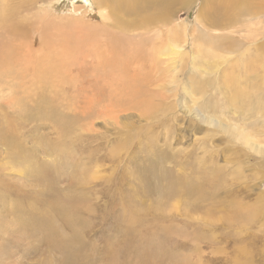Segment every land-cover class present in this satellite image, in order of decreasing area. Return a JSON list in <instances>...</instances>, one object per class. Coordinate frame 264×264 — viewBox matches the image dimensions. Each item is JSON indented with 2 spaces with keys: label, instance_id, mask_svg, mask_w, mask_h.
Returning a JSON list of instances; mask_svg holds the SVG:
<instances>
[{
  "label": "rangeland",
  "instance_id": "rangeland-1",
  "mask_svg": "<svg viewBox=\"0 0 264 264\" xmlns=\"http://www.w3.org/2000/svg\"><path fill=\"white\" fill-rule=\"evenodd\" d=\"M176 2L171 24L151 23L142 34L160 44L176 26L179 36L174 54L166 49L161 57L162 74L153 73L143 91L152 94L114 85L112 75L102 80L96 55H82L70 69L73 56L60 52L77 39H61L48 17L45 50H33L45 52L46 82L34 81L26 94L0 71V264H264V69L239 68L262 51L253 48H264V8L222 31L203 18L207 0ZM3 3L0 40L18 22L38 45L47 11L56 21L75 14L99 26L101 18L113 22L95 0H29L21 9ZM125 33L118 35L130 38ZM211 40L220 47L210 59ZM224 41L232 46L221 49ZM240 77L241 85L231 84ZM239 204L244 217L252 215L246 204L262 211L253 219L225 211ZM43 217L45 227H37Z\"/></svg>",
  "mask_w": 264,
  "mask_h": 264
},
{
  "label": "bare ground",
  "instance_id": "bare-ground-1",
  "mask_svg": "<svg viewBox=\"0 0 264 264\" xmlns=\"http://www.w3.org/2000/svg\"><path fill=\"white\" fill-rule=\"evenodd\" d=\"M8 1L14 2V0H8ZM28 1L29 0H27L26 2L28 3ZM87 1H89V0H87ZM176 1L177 0H95V3L97 4V7H98L97 9H99L102 12V14L105 13V14H103V17L105 18V15H108L107 17H110V21L111 20L113 21L110 24L103 25L102 18H101L100 26H99V24H97V25L94 24L95 22H93V21L86 20V18H84L82 16H74L75 14H68V15L66 14L67 16L66 15L64 17L62 16L59 18V21L58 20L56 21L54 19H50L51 17L53 18V16H56V15L54 13L51 15L47 11L45 13V17H41V19H42L41 24H39L37 26L39 28V30L41 31L40 36H38L39 41H40V43L38 45H35L33 42L35 36H37V35H35L36 33L33 31L31 33L30 31L27 30L26 27L21 26V24H19L18 22H15V24L13 25V27L11 29L12 35L3 38V40H0V71H2V75H6V74L11 73V75H10L11 82L15 81V79L18 80L19 81L18 85L20 86V88L23 89L24 92H27L26 94L30 93L31 88H33L32 85H33L34 81H37L39 83H41V82L45 83L46 82L45 81L46 80L45 79V56H46L45 52L42 55L36 56L37 54L34 55L33 50L36 52L35 49L37 46H38L37 49H39L37 52L40 51V47L42 48V51L45 50V46H46L45 45V43H46L45 37L47 36V32L45 31V29H46L45 19L48 17L47 21L50 20L49 22L53 24V27H56V30L59 32V36L61 39H64L66 37L77 39V40H75L76 46L74 49H72V48L68 49L66 47L65 49H63L62 53L60 52V55L62 57L63 56L66 57V59H68V57L73 56L72 58H74V60L71 62L70 69L74 68L75 64H77V60L82 61V58H81L82 55L83 56L84 55H88V56L96 55V56H98L101 65H102V62L104 63V66H102V67L100 66L97 68V74L102 75V80L109 81V77H111V75H112L111 83H114V85L118 84V86L122 85V86H126V88H127V86L134 87V88L139 87L136 89L139 96L141 94H145V95L146 94H152L150 89H149V91H146V92H143V91L145 89L149 88V86L150 87L152 86V84L155 80L154 78H156L157 74H162V72H161V66H162L161 57L165 53L166 49H170L171 54H174V52H173L174 49L172 46L175 44V42L177 41L179 36L177 33L176 26H174L172 28L170 27L165 31L164 35L166 34L165 35L166 40H165V42H162L160 44H158V42L155 41L154 37H148L147 35L142 36V34L149 32V25L151 23H153V24L150 27H152V26L155 27L157 25L158 26H160V25L167 26V25L171 24L172 20H173V16H174L173 15L174 13H173V11H171V9L175 7L174 4L178 3ZM187 1L188 0H179V3L185 4V2H187ZM254 1H256V0H207L205 12L203 13V18H204L207 26L209 27V30L216 28V29H220V30L224 31V30L230 29V27L233 25L234 21L236 20V18L239 15H247V14L252 15L251 12H258L261 9V7L264 8V0H258V1H260L259 3L258 2L253 3ZM3 2H4L3 3L4 5L8 6V4L6 3V0H3ZM31 2H34V4H35L37 2H40V0H31ZM25 3L15 4L14 6L12 4V5L8 6V8L18 7L21 9V7L25 5ZM49 4H50V2H47L46 9L49 8ZM84 4L83 3L81 4L82 7ZM89 5H91V4H89ZM114 7H118V9H114ZM1 10L3 11V14H7V10H5L3 7H1ZM11 10H8V11H11ZM90 10H93V9H90ZM18 12H19V10H18ZM130 16H131V18L129 19ZM49 22H47L48 23L47 29H48V27L51 26L49 24ZM97 23H99V22H97ZM59 24H63V26L59 27L58 26ZM88 24H90L89 29L87 27ZM33 28L35 29L36 27H33ZM112 28L114 30L118 31V32H116L117 34H110L111 33L110 30ZM75 29H77V30L75 31ZM134 29H142V31L139 32V36L131 33V32H133ZM120 31L121 32L123 31L124 33L126 32L130 38H128V39L122 38L120 35H118L120 33ZM66 32L69 33L70 36H67ZM258 32H261V31H258ZM135 33H136V31H135ZM50 34L53 35V33H50ZM55 36L59 37L57 34ZM253 36L256 37L257 36L256 33L250 34V37H253ZM27 38H29V39L32 38V46H31L32 48H30L28 46L31 43H29L27 45ZM146 38L150 39L151 41H148ZM98 40L100 42H98ZM48 41H49V39H48ZM53 42L54 41H52V43ZM147 42L151 43V46L148 47L150 52H151L149 54V56L147 54V51L144 49L145 45H147ZM163 44H165V46H163ZM49 45H50V43H49ZM224 45H226L227 47L232 46V44L224 41L221 43V49H223L225 47ZM219 47H220V43L211 40L210 44H208V48L204 51H207V53L210 55L209 58L211 59V57H212L211 51H213ZM253 49H255V50L260 49L262 51H260V52L253 51V55L248 56L246 59H243L240 62L241 64H239V68H244L249 73H253V70H256L258 68H262V70L264 69L263 68V66H264V48L256 46V48H253ZM27 51L29 53L32 51V53L30 55H27ZM60 51H62V50H60ZM50 52H52V51H50ZM50 52H49V54H51ZM69 54H71V55H69ZM66 55H68V56H66ZM48 57L49 56L47 54L46 58L48 59ZM79 58H81V59H79ZM222 59H223V56H222ZM57 60H59V59H57ZM54 63H55V59H54ZM34 64L36 65L35 68L33 67ZM8 66L9 67L12 66V68L7 69ZM107 66L111 67V70L109 71L108 75H104V73H107L106 72ZM33 71L38 76V78L36 76L37 79L30 77L31 76L30 73ZM51 73H55V72L53 70H49L47 72V74H51ZM153 73H156V76H154ZM254 74H257V72H255ZM235 75H241V73L240 74L235 73ZM27 76H29L31 78L30 82H28V80L25 81V80L20 78V77L28 78ZM57 76H58V74H57ZM4 77H9V76H4ZM241 77H242V75H241ZM241 77L238 80L232 79L231 84H237V86L241 85L242 84ZM74 80L75 79H72L71 81L73 82ZM39 83H38V86H39ZM69 83H71V82H69ZM15 84H16V82H15ZM245 85L248 86L247 84H245ZM102 88H104V87H102ZM125 89H124V92H125ZM104 90H105V88H104ZM236 90L239 91L240 89L236 87ZM132 91H133V88H132ZM141 92H143V93H141ZM126 93H128V92H126ZM130 96H131V94H130ZM139 96H138V99H141L143 101L144 99L142 97L139 98ZM132 97H133V95H132ZM238 99H239V96H238ZM89 101H91V100H89ZM90 103H92V102H90ZM116 106H118V105H116ZM43 116L45 119V113H43ZM11 131L12 130L8 131L7 133H3V134L11 135ZM10 138L11 137H9L7 139L10 140ZM43 164L45 165V163H43ZM38 165L39 164H37V166ZM40 166L41 165H39V167ZM40 168H42V166ZM37 173H39V172H37ZM41 176H43V175H41ZM44 176H45V174H44ZM200 193H201V197L204 198L205 194L202 193V191ZM207 198H208V200H211V199H213V196H207ZM221 204H222V202H221ZM30 205H33V204H31V202H30ZM239 206H241L240 210H239ZM244 206L248 207L252 213V215H250L249 217H244L242 215V213L245 212L244 209L242 208V204L236 205V208H234L232 211L230 209L229 210L224 209V210L230 212L231 214L240 215V216L247 218V219H253V218L257 217L262 211V209H260V208L258 209L256 207V205H254V207H252V208L249 206V204H246ZM22 208H24V207H22ZM25 208H27V207H25ZM34 208H36V207H34ZM44 213L42 212V214H44ZM35 214H37V213L35 212ZM29 218H31V217H29ZM37 219L39 220V218H37ZM38 220H35L34 224L37 227H41V228L45 227V217L41 218L40 222ZM25 231H26V229H25ZM243 250H244V248L240 251H243ZM244 255L245 254H243V256ZM237 261H238V259H237Z\"/></svg>",
  "mask_w": 264,
  "mask_h": 264
}]
</instances>
